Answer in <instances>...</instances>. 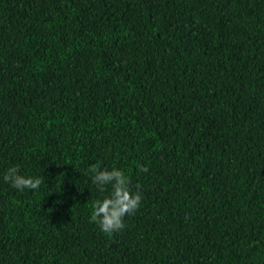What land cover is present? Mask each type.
I'll list each match as a JSON object with an SVG mask.
<instances>
[{"label": "trees", "instance_id": "1", "mask_svg": "<svg viewBox=\"0 0 264 264\" xmlns=\"http://www.w3.org/2000/svg\"><path fill=\"white\" fill-rule=\"evenodd\" d=\"M0 264H264V0H0Z\"/></svg>", "mask_w": 264, "mask_h": 264}, {"label": "clouds", "instance_id": "2", "mask_svg": "<svg viewBox=\"0 0 264 264\" xmlns=\"http://www.w3.org/2000/svg\"><path fill=\"white\" fill-rule=\"evenodd\" d=\"M138 167L140 172L149 171L145 166ZM88 172L92 174L91 183L99 192L104 193L108 186L111 187L109 195L92 202L90 222L98 224L101 231L109 235L121 231L125 227V216L135 214L141 205L143 196L139 185L133 192L130 177L124 170L115 166L109 170L107 167L101 168L99 163H94L89 166ZM3 179L20 191L38 189L43 183L42 178L20 174L19 165L7 169Z\"/></svg>", "mask_w": 264, "mask_h": 264}]
</instances>
